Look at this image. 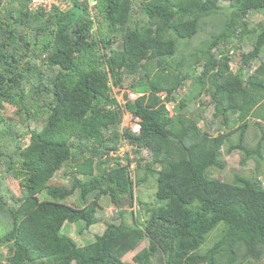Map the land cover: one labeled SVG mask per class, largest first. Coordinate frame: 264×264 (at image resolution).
Here are the masks:
<instances>
[{
    "label": "trees",
    "instance_id": "obj_1",
    "mask_svg": "<svg viewBox=\"0 0 264 264\" xmlns=\"http://www.w3.org/2000/svg\"><path fill=\"white\" fill-rule=\"evenodd\" d=\"M219 1L95 0L89 10L74 0L45 13L27 0H0V246L8 249L0 264H264V185L222 157L227 144L243 153L242 165L252 155L264 160V128L247 121H264V23L248 20L264 0H228L221 29L190 54L193 62L174 59L175 39L197 34L222 10ZM251 34V48L241 50ZM232 49L241 50L235 73ZM187 78L196 96L211 94L203 128L176 98ZM113 87L142 95L132 101L125 92L122 104ZM126 110L139 118L138 132L122 125ZM148 177L151 206L136 195ZM7 178L20 194L6 192ZM103 215L92 241L67 232L79 221L78 232H89Z\"/></svg>",
    "mask_w": 264,
    "mask_h": 264
},
{
    "label": "rangeland",
    "instance_id": "obj_2",
    "mask_svg": "<svg viewBox=\"0 0 264 264\" xmlns=\"http://www.w3.org/2000/svg\"><path fill=\"white\" fill-rule=\"evenodd\" d=\"M219 4L222 6V10L219 11L218 13L212 14L210 16H208L207 18H205L202 22H201V27L198 31L197 34H195L192 38H176L175 42H176V46H177V52H176V56H175V60L178 61L179 59L183 57H185V61H187V63H189V61L194 60V57H191L190 54L193 53L194 50H196V53H199L200 49L204 46V44L206 43L207 40L210 39V34L211 33H217L219 31V29H221V24L223 23L225 16V9H227L229 7V2L228 0H220ZM248 20L250 23V27H257V23L258 22H263L264 23V10H251L249 12L248 15ZM141 23L143 21H140ZM104 30H105V26H104ZM114 45L116 47H119V43L120 41L118 39L114 40ZM255 41V34H251L248 36H245L243 38V43L241 44L243 51H247L251 48L253 42ZM233 42H235V39L233 40ZM232 42V43H233ZM206 45V44H205ZM241 50H233L232 49V58L230 61V66H231V72L235 73L237 71V69L240 66V51ZM260 55H264V50L261 52ZM188 60H187V59ZM173 59V58H172ZM259 58L253 60L251 62V70L255 69L259 63ZM174 62V61H173ZM185 63V65H183V70L184 72L189 70L190 67L188 66V64ZM246 66V65H245ZM246 68V67H245ZM195 73H198V69H195ZM127 82L131 81V76H127ZM199 89V86H197V84L193 81V79L191 78H187L186 80H184L181 83V87L177 90L178 95H176V98H178V100L180 99V97H185V99L187 100V104L189 103V107H190V112L187 113V117H190L195 123H197L200 127H204L205 126V122L207 120V116L210 118L211 113L213 112V103H211V94L208 92L209 89H207L206 91H204L201 95L196 96L197 91ZM118 96L117 99L120 101L122 100V96L124 93V89L119 90L118 88L113 89V92H118ZM131 96V95H130ZM196 96V97H195ZM132 98H134L135 96H131ZM129 99V98H128ZM132 100V99H130ZM134 100V99H133ZM191 102V105H190ZM6 106H8L10 109L14 108V106H10L8 104H5ZM169 106V108L172 109V105L173 103H168L167 104ZM192 106V107H191ZM203 108L204 112H203V119L198 120V115L197 110ZM187 110V109H186ZM129 115V112L125 113L123 121H124V126L129 125V122L127 120ZM257 118H253V116H249L247 118V121L249 123H254V122H258L256 121ZM261 120V119H260ZM211 122L214 124L213 127L215 128H219L220 131H223L225 128L224 126L220 123V119H212ZM260 123V122H258ZM231 129V127H230ZM212 130V128H211ZM228 130V129H225ZM20 131L23 132L24 128L22 127V125H20ZM257 131V129H256ZM215 133V131L213 132ZM23 137H21V144L24 145V141H26L25 139H27L26 137H28L29 135H22ZM259 135H257L258 138ZM256 138V139H257ZM24 140V141H22ZM255 144V142H254ZM227 144H224L222 147V157L224 159H226V161L232 165L233 163L236 165V168H240V169H246L249 171H253L255 174H259V178L262 182V184L264 185V160H260L258 159L256 156L252 155L250 157H248L247 159H245L244 161H246V163L244 165L240 164V160L242 161V157H243V153L239 150H234L232 152H227ZM120 151L123 152V147H120ZM141 155H145L146 153H141ZM264 155V153H263ZM244 166V167H242ZM226 173V171H225ZM140 174V168L137 169V175L139 176ZM5 186L7 187L6 192L7 193H14V194H20V187L18 184V180L16 179H12V178H7V180L4 182ZM155 189H156V183L154 181V178H150L148 177L146 180H141L139 182H137V186H136V195L137 198L144 204V203H148L147 205H153V199H154V193H155ZM95 193V192H94ZM77 195V192L74 193V197ZM93 195L89 196V199H92ZM74 197H72L71 199H73ZM100 202L106 212L110 202L109 197L106 195H103L100 198ZM139 204V203H138ZM137 203L134 205V207H142V205H138ZM138 205V206H137ZM126 206H130L129 204V200L126 198L124 200H122L121 203V207H124V209L126 208V211L129 209ZM103 208H98L97 211L99 212H103ZM128 212V211H127ZM129 217V216H127ZM99 223L98 225H93L91 226V230L89 232L87 231H81L78 232L79 230H81L82 226L84 225L83 221H79L76 222L72 225L68 226V230L71 231H67L77 242L79 243H86L88 241H92L94 240V235L96 233H101L105 226H106V222L107 219L105 217V215L101 216V218L99 219ZM222 224H220L221 226ZM219 226V225H218ZM83 230V229H82ZM219 231L216 229L212 232H210L207 235V240L206 242L202 245V250H204L205 248L209 247L210 245H212L213 241L216 240L215 238L217 237ZM144 243L147 241H143ZM8 253V249L5 246H0V258L2 257L3 259L5 258V256ZM157 260V259H155Z\"/></svg>",
    "mask_w": 264,
    "mask_h": 264
},
{
    "label": "built area",
    "instance_id": "obj_3",
    "mask_svg": "<svg viewBox=\"0 0 264 264\" xmlns=\"http://www.w3.org/2000/svg\"><path fill=\"white\" fill-rule=\"evenodd\" d=\"M73 1L74 0H27V7L30 11H35L37 9H43L45 13H49V11H51V9L53 7H57L58 9L62 10V11H66L68 10L72 5H73ZM78 2H87L88 3V8L90 10L91 5H93L95 3V0H77ZM113 89H115L114 87L112 88V93L115 96V98L117 99L118 96V92H113ZM121 90V89H120ZM124 92H126L127 94V99H135L138 96H141L142 93L140 92H133L129 89H124ZM135 96L134 98H132L131 96ZM117 101H119L117 99ZM120 103L124 104L125 100H124V95L122 96V100L119 101ZM169 107V106H168ZM125 113H127L125 111ZM124 113V115H125ZM123 115V118H124ZM130 129L132 131L138 132L140 130V124H139V118L137 116H133L132 113L129 112L128 118H127ZM122 125L124 124V121L122 123Z\"/></svg>",
    "mask_w": 264,
    "mask_h": 264
},
{
    "label": "clouds",
    "instance_id": "obj_4",
    "mask_svg": "<svg viewBox=\"0 0 264 264\" xmlns=\"http://www.w3.org/2000/svg\"><path fill=\"white\" fill-rule=\"evenodd\" d=\"M230 68H231V66H230ZM122 89H124V88H122ZM119 90H120V89H119ZM124 93H125V92H124ZM124 93H123V94H124ZM137 93H138V92H137ZM140 93H141V92H140ZM138 97H139V96H138ZM136 98H137V97H136ZM136 98H135V99H136ZM135 99H134V100H135ZM129 100H130V99H129ZM132 101H133V100H132ZM167 104H168V103H167ZM172 107H173V105H172ZM126 112H130V111H129V110H128V111L126 110ZM130 113H132V112H130ZM132 114H133V113H132ZM133 115H134V114H133ZM256 121L260 122V125L264 128V121L260 120L259 118H257ZM128 127H129V126H128Z\"/></svg>",
    "mask_w": 264,
    "mask_h": 264
}]
</instances>
